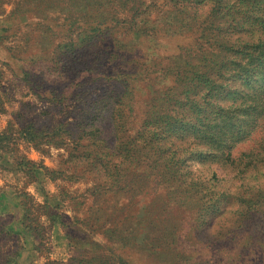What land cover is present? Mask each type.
Instances as JSON below:
<instances>
[{
    "label": "rangeland",
    "instance_id": "rangeland-1",
    "mask_svg": "<svg viewBox=\"0 0 264 264\" xmlns=\"http://www.w3.org/2000/svg\"><path fill=\"white\" fill-rule=\"evenodd\" d=\"M211 14L203 0H0V264H264V109L221 81L230 60L212 69L208 42L236 36L210 32ZM211 72L219 105L198 92ZM216 111L223 140L255 128L234 149L255 156L207 158L195 131Z\"/></svg>",
    "mask_w": 264,
    "mask_h": 264
},
{
    "label": "trees",
    "instance_id": "trees-1",
    "mask_svg": "<svg viewBox=\"0 0 264 264\" xmlns=\"http://www.w3.org/2000/svg\"><path fill=\"white\" fill-rule=\"evenodd\" d=\"M203 1L211 2V24L212 26H216L211 27L210 32L215 33L216 30H219L222 26L220 24L221 22H226L229 24L232 22L234 23L233 35L236 36L235 40H233L234 43L231 45H226L227 41L228 43H231V40H227L224 43L216 45L215 47L212 41L208 42L210 46L209 50L212 56L219 57V59H215L212 61V69H215L217 66H219L220 61L230 60V62L227 61L222 65L223 73L222 76L220 75L219 77L221 81H224V73L230 74L231 78L237 81H243L244 85L246 86L243 90L242 95L248 99L252 96V98H250L251 101H257L259 103L256 104L255 107L259 108L260 105V108L262 107L264 109V15L262 14L258 16V14L252 12L250 14L249 4L251 2L254 3L252 0H237L236 2L232 0H215V2L214 0ZM241 12L247 13V15L242 20L239 17V13ZM216 48L220 51L215 50ZM204 49L208 48L200 45L198 49L199 53L202 54L204 52ZM232 62H234L233 64L235 65L233 68H231ZM221 71L222 67L220 69V72ZM172 76H174L172 81L173 86L169 89L174 91L180 90L181 81L184 79L183 73L176 72V74L173 73ZM206 79L207 80L204 83L198 84V87H200L198 88L199 95L201 96V98L209 96L211 98V101H214V103L218 104V100L216 99H225V95L222 91V88L225 85L218 83V80H216V78L213 76V72H211V74L207 76ZM147 87L148 89H152L154 87V84L153 82H151V80H148ZM189 87L190 86H188V88ZM259 115H261V117L256 119L257 121L252 123L253 126L256 123V129L264 127V111L260 112ZM221 118L222 117L219 112L216 111L213 115L209 116L208 121H210V123L197 126L195 125L197 130L195 131V137L201 138L204 134L201 143L207 146L206 152L210 150V154L207 158L212 159V161L216 160L217 158L228 163L229 165H237L241 162V159H243L244 156H247L248 159L255 156L253 150L242 153L239 157L236 158L234 156V149H236L237 145L240 142H243L244 139H250L253 136V133L256 131L255 128L249 130V132L245 134V138L239 137V134H232L231 139L224 138L223 140L222 136L224 137V133H226L227 131L223 132L220 127L221 125H218ZM240 124H242V122H239L237 125L239 126ZM149 126L150 128L154 127L153 129H151L153 131L155 129V126L157 127L156 123L154 125L149 124ZM159 128L165 130L167 127L162 126ZM182 140L185 139L182 138ZM259 143L261 149L262 147L264 148V136L261 138V141ZM247 163L248 161L244 163L245 167ZM190 178L194 179L193 177ZM195 180L198 179L196 178ZM12 261L13 260H9V263L15 264Z\"/></svg>",
    "mask_w": 264,
    "mask_h": 264
},
{
    "label": "crops",
    "instance_id": "crops-1",
    "mask_svg": "<svg viewBox=\"0 0 264 264\" xmlns=\"http://www.w3.org/2000/svg\"><path fill=\"white\" fill-rule=\"evenodd\" d=\"M64 243H65L64 244V250H70V245H69L70 243L65 236H64Z\"/></svg>",
    "mask_w": 264,
    "mask_h": 264
}]
</instances>
